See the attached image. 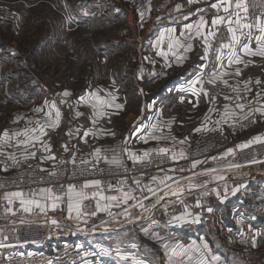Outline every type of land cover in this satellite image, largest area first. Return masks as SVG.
<instances>
[{"label":"crops","instance_id":"crops-1","mask_svg":"<svg viewBox=\"0 0 264 264\" xmlns=\"http://www.w3.org/2000/svg\"><path fill=\"white\" fill-rule=\"evenodd\" d=\"M135 2L136 0H133L129 6L125 3L123 5L121 2L114 9H120V16L125 22L126 20L129 22L127 26L131 31L136 26L138 31L143 30L144 33L134 39H130L131 41L126 40L129 34L126 38H122L117 43H114V46L120 48L123 45L131 46L135 44L136 46L145 47L146 52L140 54L136 59H142L141 62H144L145 70H140L138 66L139 70H135L132 75L129 74L128 76V74H124L125 71L121 68L115 75L116 78L115 82L113 81L115 83L113 88L87 87L84 92L78 94V97L75 99L76 101L67 103L56 101L63 114L60 125L56 129H48V134L42 138L44 142L51 145V154L55 159H42V157L47 156L49 153L45 152L38 143L35 147L28 148L29 152H36V156L34 158L30 157L27 159L28 161H34L39 165L52 166L61 159H99L110 161L115 156L123 162L131 159L128 157L127 152L124 151L126 148L139 155L145 151H150V149L155 150L166 147L170 149L168 154L171 156L173 152L179 153L181 150L185 152L189 145L205 137L210 131H213L211 129L217 128L220 125L225 124L230 130L231 125L234 124L232 120H229L227 123L222 122L219 125L215 122L220 120L226 105H231L235 108L237 94L231 87H227L221 83L224 93L219 94L220 96L217 95L218 97L213 96L210 92H198L194 94L188 90L189 85H191L193 79L204 64L205 49L202 41L199 39L193 41L194 48L191 51V57H186L181 63H177L175 58L171 56L166 61L159 54L160 48L156 44L161 34L165 33L168 29H175V35L178 37L181 36L185 32V26L195 24L202 15L209 21V25L211 26V19L217 13L210 5L216 2V0H198V2H193V0H149L152 12L146 14L147 16H144L143 19H141ZM219 14L223 15V12L221 11ZM133 15L135 22L131 23L130 21ZM241 15L245 14L241 13ZM253 32L254 36L259 35L257 30L254 29ZM162 47L167 51V38H165ZM253 47H256L254 40ZM120 58L121 60L119 62L123 61L124 64L130 61V59H123L121 56ZM243 59L248 62L247 67L241 64L233 65L232 68L228 69L229 72H233L236 67H239L241 75L226 77V79L229 80V85L240 88V96L243 99L239 102L247 103L248 101H255L257 93L264 95V91H262L264 90V58L245 56ZM169 61L172 67H167ZM218 67L219 65L216 68ZM129 77L136 81L135 87L125 88L122 84H126L132 80ZM247 80L252 81L249 85L250 92L244 91V81ZM256 80H260L261 83L257 85L255 83ZM97 89L104 90L100 93L102 96H106L107 91H113L118 97L117 102L123 104L124 107L122 110H107L108 116L99 118L94 125L92 123L93 110L89 105L78 103V101L82 96H86L90 91L94 92ZM69 92L71 94L73 93L71 91ZM147 94L149 99L152 100L151 102L149 99L148 101L142 100L146 99L145 95ZM141 95L144 98H140ZM225 96L233 97V99L226 100ZM131 101L137 102V104L139 103V107L135 105L130 107ZM260 104H264V100H261ZM260 104L253 102L250 107H259ZM40 107H45V103H34L33 100V103L28 107L29 110L32 109V112H26L25 110L24 113L18 116L23 118L18 122H16L17 118L9 121L12 122V125L6 126L7 129L5 130L11 133L16 130H22L26 126H35L34 122L36 120L43 122L44 113L34 111V109ZM212 109L215 110L210 111ZM247 110L246 108L245 111ZM77 112H82L83 115L77 116ZM236 112L237 117L235 119L237 120L242 113H240L239 109H236ZM28 114L30 116H27ZM255 115L259 120L261 130L253 133L232 132V134H227L230 147H238V145L250 140L256 135H264V129L262 128L264 126V117L260 116L259 113ZM206 116L209 117L207 121L205 120ZM29 120L33 121L32 125L28 124ZM169 121H171L170 125ZM151 122L152 124H156L157 122L162 131L153 132L150 127ZM197 128H201V131L197 132ZM89 131L95 133V135L85 136L84 134ZM109 133H115V135L113 136ZM150 133L166 136L169 139L153 140L149 138ZM173 137L175 141L171 139ZM182 140L186 142L181 144L179 141ZM10 143L12 146H6L3 149L4 154L0 155V169H3V162L8 157V153H16L17 158L23 159L24 148L15 147V141ZM64 145H67V150H65ZM97 148L101 149L99 157L95 155ZM183 159H177L175 161H182ZM236 159L233 153L203 161L195 168H192L191 165L189 168L184 169V171L166 170L156 174L154 177L158 178L157 181L153 182L151 178L148 181V187L156 189L157 194L163 196L165 201L163 200L161 204L157 201V195L149 193V196L153 198L151 204L156 205L153 208H150V204L146 206L150 211H144V209L134 206L137 200H130L128 204H113L109 208L112 215H109L106 211H98L95 207V201L89 200L88 205L84 203L83 211L87 213L97 211L95 216L86 215L77 219L75 213H73V218L68 219L66 199L61 202L63 207L62 211H53L49 207L47 212H40L38 209H33L32 212H24L20 208L19 201H16L12 204L11 209L13 211L11 212V217L5 222V228L8 230V228L11 229V226L16 224L43 221L49 213L51 220L55 219L58 221V225L52 224V230L53 228H60L61 230L65 229V231L75 233L76 230L73 229L74 227H87L88 221L97 224V222L103 219L118 215L116 221L118 224L133 223L137 227L143 226L145 227V232H147L145 236L150 237V231L162 230L165 225L164 221H167L169 225H174L172 227H175L176 231L180 233L179 237L185 240V244H182L184 241L182 242L180 240V243L185 247L191 245L193 242L197 245H202L205 243L207 233L210 234L211 239L216 238L221 247H214V249L210 247V254L220 257L219 264H264V217L258 216L255 211H248L247 207L244 206V201L240 202L236 200L239 193L245 194L241 190L244 188L249 190L248 183L242 182L248 181L247 176L249 175L242 174L240 171L226 170L224 172L210 173V175L206 176L207 179L205 180L199 179V173L202 171L217 170L235 165L237 163L236 161H238ZM262 163L264 169V159ZM166 175L172 177L171 180L166 181V184L170 185L172 189L178 187L184 189L181 195H165L169 189L165 191L167 187L159 184V178L165 177ZM219 176H223L224 179H217ZM190 184L199 186L193 188L189 186ZM253 184L261 190H264V179L261 182ZM189 192L192 193L190 194ZM217 192L220 195H217ZM189 197L194 199L195 203H199L200 207L198 206V210L196 207L190 210L188 204L190 201H187V211L183 212L177 206V202L179 203L181 199ZM101 203L107 202L102 201ZM197 204L195 205L197 206ZM209 208L212 210L208 211ZM125 209H127V213ZM186 212H191L192 216H188L180 222L173 219ZM55 214L61 215L56 218L54 217L56 216ZM196 216H199V221L193 223L192 220ZM118 224L115 226H118ZM231 226L240 228L242 236H244L243 238L249 241H243L246 244H241L240 246L229 245L223 247V231L225 227L228 228ZM11 231L14 230L11 229ZM226 234H228V231ZM247 234L251 235V237L247 238ZM75 236L77 235H67L63 238H72ZM14 242L15 240L9 239L4 242V239L1 238L0 247H10L16 244ZM165 245L161 249L163 254L168 252V250L164 249ZM148 252L151 251L149 250ZM191 256L192 264H195L199 253L193 251ZM184 257L176 258V260L183 259L184 264H189V257ZM234 259L236 262H234ZM104 262L105 264H138V262L139 264H143L140 261H127L120 255L119 257H115V259L106 258Z\"/></svg>","mask_w":264,"mask_h":264},{"label":"rangeland","instance_id":"rangeland-1","mask_svg":"<svg viewBox=\"0 0 264 264\" xmlns=\"http://www.w3.org/2000/svg\"><path fill=\"white\" fill-rule=\"evenodd\" d=\"M132 1L0 0V134L7 129L6 126L12 125V122L9 121L16 119L25 110L26 112H32V109L29 110L28 107L33 103V100L34 103H45V101L60 102L61 100H66L67 102L76 101L78 94L84 92L87 87L113 88L115 75L121 68L125 71L124 74H128V76L129 74L132 75L138 69V66L140 70H145V64L141 62L142 59L136 60L140 54L146 52L145 47L136 46L135 44L131 46L123 45L120 48L114 46V43L126 38L129 34L126 40L131 41L130 39L143 34L144 31H138L136 26L131 31L127 26L129 24L127 20L125 22L121 17L116 18L111 12L104 15V11L107 8L116 7L121 2L123 5L125 3L129 6ZM87 12H91V15L85 18L84 15ZM144 16L147 15L145 14ZM130 22H135L134 15ZM191 53V51L187 54L185 53L186 57H191ZM120 56L123 59H130V61L125 64L123 61L119 62L121 60ZM131 79L122 85L125 88L135 87L136 81L133 78ZM218 83L223 90L221 83ZM36 85L35 89L38 91H35L31 96ZM31 87L33 88L31 89ZM65 90L73 93L69 97L59 95ZM145 96L146 99L142 100L148 101V94ZM140 98H144L143 95ZM142 100L140 99V101ZM149 101L151 102L152 100L149 99ZM134 105L139 107V103L131 101L130 107ZM27 116H30V114ZM238 120L239 117L236 121ZM262 128L264 129V126ZM214 129L206 136L215 132L223 133L226 137L224 139L225 145L230 144L227 134H232V132L225 124ZM260 130L261 126L258 120L254 129L242 132L253 133ZM189 147L190 145L186 148V151ZM224 153L218 156L221 157ZM139 156H143V153H140ZM127 161L133 160L127 159L123 162ZM236 162L235 165H239V167L230 165L215 171H202L199 173V179L205 180L210 173L224 172L226 170L240 171L242 174L249 175L247 176L248 181H242L248 183L249 190L247 188L241 190L245 194L239 193L236 200L244 201V206L247 207L248 211H255L258 216L264 217V190L253 184L264 179V172H262L264 169L260 172H251L248 169V164ZM2 172L3 170L0 169V173ZM165 191H168V188ZM189 193L191 194L192 192ZM191 197L184 198L185 203L190 201L188 202L189 209L192 210L194 209L193 207H196L198 210V206L195 205L197 203ZM148 199V203L144 205L146 207L150 204L151 208L153 198L149 196ZM137 200L141 199L137 197ZM163 200L157 201L162 204ZM84 203L88 205L89 200ZM177 206L179 207L178 202ZM55 215L54 217L58 218L61 214ZM117 218L118 215H114L97 222V224L88 221L87 227L73 228L76 230L75 233L65 231V229L53 228L51 240L56 238V236L66 237L67 235L74 236L78 234L75 237L83 238V241L87 242L88 245L99 243L106 246L107 249L116 247L118 254L114 256V259L119 257V255L121 256V254L130 253L143 264H169L170 252L163 254L161 252L163 245L175 246L176 244H181L180 240L184 241L182 244H185V240L179 237L180 233L176 231L175 227H172L174 225H169L167 221H164L165 225L162 230L150 231V237H146L145 227H137L133 223L118 224L116 222ZM5 222L0 220V239L3 238L4 242L8 239L16 241L15 232L11 231L10 228L7 230ZM114 223H117L119 227L115 226L117 224ZM231 227H225L226 232L225 229L223 231V247L229 245L240 246L241 244H246L243 241H249L238 235L232 236ZM233 228L240 229L237 227ZM227 231L228 234H226ZM205 242L212 249L221 247L216 238H210L209 233H207ZM2 247L5 248L7 246ZM149 250L151 252H148ZM176 258L180 257H174L173 259L176 260ZM234 262H236L235 259ZM100 263L102 264V261H99L98 264Z\"/></svg>","mask_w":264,"mask_h":264},{"label":"snow or ice","instance_id":"snow-or-ice-1","mask_svg":"<svg viewBox=\"0 0 264 264\" xmlns=\"http://www.w3.org/2000/svg\"><path fill=\"white\" fill-rule=\"evenodd\" d=\"M193 2H198V0H193ZM210 7L216 10L217 15L213 19H211V26L209 25V21L204 18V16H200L198 21L195 24H188L185 26V32L181 34V36L175 35V29H168L165 33H162L159 39L157 40L156 44L157 47L160 48V55L168 61L169 56L174 57L177 63H181L186 59L185 53L190 52L194 48L193 41L199 39L202 41L204 49H205V56L204 59L208 58L209 54H212L214 45L217 41V37L220 38V42L218 46H215V55L214 60L218 63L219 67L216 68L214 66L213 70L209 73L207 81L204 80L202 75L196 77L195 80L192 81L190 86V91L194 94L204 91L203 85L206 82L210 85H216L218 82L222 83L227 87H231L234 92H236V104L235 108L231 105H226L223 111V114L220 120H217L215 123L219 125L220 123H227L229 120H232L233 123H236L237 112L236 109L240 110L242 115L239 116L241 120H248L249 117L254 116L256 113H259L260 116L264 117V104H260L261 100H264V95L261 93L256 94L255 101H248L247 103H241L240 100L243 97L240 96V88L238 86L229 85V80L226 77L230 76H240L241 70L239 67H236L233 72H229L228 69L232 68L233 65H241L244 64L247 67V63L243 57H261L264 58V19H259L254 22H246L247 21V13H248V5L247 0H216V2L211 3ZM223 12V15H220V12ZM244 13L245 15H241ZM145 13L141 12L140 16L143 19ZM225 26L226 28V35L220 33V27ZM257 30L259 35L254 36L253 30ZM165 38H167V51L164 50L162 45L164 44ZM253 40L255 42L256 47H253ZM226 58V62H225ZM167 67H172L171 62L167 63ZM252 83L251 80L244 81V91L250 92L251 89L249 85ZM255 83L259 85L261 83L260 80H256ZM197 85H200V88H197ZM104 91L102 89H97L96 91H90L86 96H82L78 103H83L85 105H89L93 110L92 115V123L95 125L99 118H103L108 116L109 109H116L122 110L124 105L118 103V97L113 91H107L106 96H102L100 93ZM264 91V90H262ZM59 95L63 97L71 96V93L67 90L60 93ZM226 100H232L233 97L225 96ZM253 102L260 104L259 107H250ZM60 103H67L66 100H61ZM248 109L245 111V109ZM212 109L210 111H214ZM37 113H44V120H36L35 126H26L22 130H16L13 132H9L8 130H4L2 134H0V155H3V149L6 146H12L10 142L15 141V147H23L24 154L23 158L25 160L34 158L36 156L35 151H28L29 147H35L36 144H40V146L44 149L45 152L49 153L47 156L42 157V159H55V157L51 154V145L43 141V137L46 136L48 129H56L60 125V121L62 119V112L57 105L56 101H45V107H40L34 109ZM77 116L83 115L82 112H77ZM23 117H17L18 122ZM209 119L208 116L205 117L207 121ZM252 122H255L254 120ZM29 125L33 124L32 120L28 121ZM171 121H169V125ZM151 129L153 132L162 131V129L157 124H152ZM215 130V129H211ZM101 131H103L101 129ZM197 132L201 131V128L196 129ZM111 135H115V133H109ZM87 135H95L91 131L86 132L84 134ZM149 138L153 140H164L169 139L166 136H159L153 135L152 133L149 134ZM175 141V138H171ZM181 144L185 143L186 141L182 140L179 141ZM264 142V135H256L252 137L250 140L241 143L238 145V148L243 150L253 143H260ZM65 150H67V145H64ZM129 158L136 162H142L144 159L148 158L151 155V151H156L159 154H168L170 149L164 147L159 148L151 151H145L143 156H139L136 153L132 152L129 149H125ZM235 152V149H228L224 155H230ZM101 153V149L97 148L95 150V155L99 157ZM186 157V153L181 150L179 153L173 152L171 155V159L173 161L177 159H183ZM8 159H11L13 163H18L17 157L14 153H8ZM215 159V157H213ZM73 163H75V159L73 158ZM111 164H115L118 166H123V163L117 157H113L110 161ZM81 163H86V161H81ZM202 163V161H194L192 164V168H195L198 164ZM235 167H239V165H235ZM7 170V168H5ZM184 171V169H181ZM215 171V169H212ZM50 175L55 176L56 173L52 172ZM157 177H152L153 182L157 181ZM171 176H165L159 178V184L165 185L169 191L165 193V195H173L179 196L183 193V188H176L172 189L170 185L166 184L167 180H171ZM217 179H224L223 176L217 177ZM126 183L122 181V184ZM136 185L139 186L141 181L136 180ZM190 187H198L199 185L190 184ZM63 187V185H61ZM109 188L112 186L109 185ZM147 187V190L152 195H157V200H162L164 197L159 196L157 194V190L151 187ZM88 189H93V191L89 192ZM119 192V195H105V189L102 187V181L95 179V180H88L85 181L79 188L75 184H69L62 194L55 193L51 188H43L40 189L38 192H30L25 194L23 191H12L7 192L4 194V199L7 201L9 205L14 204V202L19 201L20 208L24 212H32L33 209H38L40 212H47L49 207L55 211L57 208L60 207V203L62 201L67 202V211H68V219L73 218V213H75V217L77 219L81 218L82 216L92 215L95 216L97 211H93L91 213H87L83 211L84 209V202L87 200H94L95 207L98 211H106L109 215L112 213L109 211V208L113 206V204H128L130 200H137V197L133 195L131 190L125 191L124 187H120L116 189ZM162 191V189H161ZM217 195H220L217 192ZM145 199L148 197L145 196ZM105 201L107 203H101ZM183 203V201H181ZM136 207L144 209V211H150L149 208L145 207L142 200H137V203L134 205ZM156 205L153 204L152 207ZM199 206V203L197 204ZM212 209L209 208L208 211ZM6 211L12 212L11 208L6 209ZM127 213V209H125ZM13 214H15L13 212ZM192 216L191 212H186L180 216L174 217L173 219L177 222L183 221L186 217ZM199 221V216L194 217L192 220L193 223ZM53 225H58V221L53 219L51 221ZM134 246V245H133ZM166 250L170 252L169 255V264H184L183 259L174 260V257H189V264H192V256L191 254L193 251L199 253V257L195 260V264H219L220 257L216 255H209L211 253L210 246L205 242L202 245H197L193 242L191 245L185 247L182 244H176L175 246H164ZM100 251L102 253H108L109 249L101 247ZM127 259V257H125ZM139 264V262H138Z\"/></svg>","mask_w":264,"mask_h":264},{"label":"built area","instance_id":"built-area-1","mask_svg":"<svg viewBox=\"0 0 264 264\" xmlns=\"http://www.w3.org/2000/svg\"><path fill=\"white\" fill-rule=\"evenodd\" d=\"M138 11L149 14L151 6L148 0H136ZM248 22H254L259 19H264V0H247ZM220 33L226 35V28L220 27ZM220 38L214 45L212 54L204 59L202 69L196 75H202L207 81L209 72L217 67L218 63L214 60L215 46H218ZM188 53V52H187ZM186 53V54H187ZM196 77L193 79L195 80ZM190 86L188 90L190 91ZM197 85V88H200ZM204 91L210 92L213 96L223 94L219 83L210 85L206 82L203 85ZM255 122H252V121ZM258 123V118L254 115L248 120L239 119L231 125V132H242L249 129H254ZM225 135L223 133H213L205 136L194 142L187 149L186 157L182 161H173L169 154H159L156 151L151 152V155L142 162L127 161L122 162L123 166L111 164L108 161H94L89 159L73 160L61 159L52 166L39 165L34 161H28L24 158H17L18 163H13L11 159H6L3 162V172L0 173V220H8L11 217V212L6 211L12 208L4 199V194L12 191H23L25 193L38 192L43 188H51L55 193L62 194L66 191L69 184H75L79 188L85 181L101 180L102 187L105 189V195H119L116 189L124 187L125 191L131 190L135 197H138L143 203H148V181L156 174L166 171L189 168L194 161H205L213 157H219V154L224 153L232 148L230 145H225ZM237 160L240 163L248 164V169L251 172H260L263 170L264 159V142L253 143L251 146L241 150L238 147H233ZM16 155V153H14ZM17 157V156H16ZM86 161V163H81ZM7 168V170H5ZM55 172L52 176L50 173ZM140 180L139 186L135 181ZM126 182V183H123ZM63 185V187H61ZM112 187L109 188L108 186ZM91 192L93 189H88ZM183 201V203H181ZM179 207L182 211L187 210V205L184 199L179 201ZM62 203L56 211H62ZM51 215L48 213L46 219L37 222H25L11 226L15 232L16 244L12 247H0V264H98L106 258H114L118 254L116 247L108 248V253H102L101 247L106 246L94 243L88 245L83 241V238H63L56 237L51 240L52 223ZM231 235L242 236V231L231 228ZM251 235L247 234V238ZM121 257L125 260L139 261L130 253L122 254ZM101 264V263H100Z\"/></svg>","mask_w":264,"mask_h":264},{"label":"trees","instance_id":"trees-1","mask_svg":"<svg viewBox=\"0 0 264 264\" xmlns=\"http://www.w3.org/2000/svg\"><path fill=\"white\" fill-rule=\"evenodd\" d=\"M84 9H86V8H84ZM104 12H105L104 15H107L108 13L111 12L112 14H114V16L116 18H120L121 17L120 16V9L119 10L118 9H114V7H109ZM90 15H91V12H87L84 16H85V18H88ZM36 87H37V85L34 88L31 87V89L33 88V92L31 93V96L33 95V93H35V91H38L37 89H35ZM31 96H29V97L31 98Z\"/></svg>","mask_w":264,"mask_h":264},{"label":"bare ground","instance_id":"bare-ground-1","mask_svg":"<svg viewBox=\"0 0 264 264\" xmlns=\"http://www.w3.org/2000/svg\"><path fill=\"white\" fill-rule=\"evenodd\" d=\"M242 170V169H241ZM109 226V225H108ZM105 227V226H104ZM75 228V227H74ZM78 235V234H77ZM57 237V236H56ZM122 255V254H121Z\"/></svg>","mask_w":264,"mask_h":264}]
</instances>
